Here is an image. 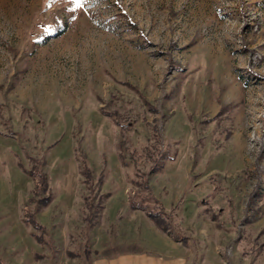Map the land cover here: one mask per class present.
<instances>
[{
	"label": "rangeland",
	"instance_id": "1",
	"mask_svg": "<svg viewBox=\"0 0 264 264\" xmlns=\"http://www.w3.org/2000/svg\"><path fill=\"white\" fill-rule=\"evenodd\" d=\"M152 124L165 231L129 206L133 162L118 154ZM80 149L94 174L105 158L109 192L89 227ZM34 157L51 190L34 210L47 242L23 220ZM159 236L190 264H264V0H0L2 259L83 264Z\"/></svg>",
	"mask_w": 264,
	"mask_h": 264
},
{
	"label": "trees",
	"instance_id": "2",
	"mask_svg": "<svg viewBox=\"0 0 264 264\" xmlns=\"http://www.w3.org/2000/svg\"><path fill=\"white\" fill-rule=\"evenodd\" d=\"M114 119L115 123L121 122L114 116L113 112L103 110ZM127 126V125H126ZM118 154L123 164L132 165L134 176L131 177V182L134 185L128 192V204L132 208H141L154 224L161 230H167L170 226L172 213L167 210L153 191L148 183L147 173L160 169L163 164V158L166 156L165 150L160 147V133L155 124L150 127V135L139 146H127L124 140L119 139ZM128 148V159H125V150ZM80 162V171L83 174L87 193L84 195L83 205L85 207L84 220L86 227L92 225L96 212L101 208L102 201L109 192L98 191L104 178L105 158H102V166L94 174L92 167L87 161L86 154L83 150L77 153ZM146 160L149 161V166L145 168ZM133 162V163H132ZM43 158L34 157L30 166H24L23 169L31 176L33 186L31 194L27 197L22 205L23 220L39 229L35 234V238L40 242H47L43 233L46 226L39 221L34 213L38 205H46L51 200V190L48 184L47 174L42 168ZM132 163V164H131ZM70 255H76L78 251L69 252ZM0 264H8L0 256Z\"/></svg>",
	"mask_w": 264,
	"mask_h": 264
},
{
	"label": "crops",
	"instance_id": "3",
	"mask_svg": "<svg viewBox=\"0 0 264 264\" xmlns=\"http://www.w3.org/2000/svg\"><path fill=\"white\" fill-rule=\"evenodd\" d=\"M159 239L156 248H120L114 252L90 255L83 264H190L191 254L184 245L162 236Z\"/></svg>",
	"mask_w": 264,
	"mask_h": 264
},
{
	"label": "snow or ice",
	"instance_id": "4",
	"mask_svg": "<svg viewBox=\"0 0 264 264\" xmlns=\"http://www.w3.org/2000/svg\"><path fill=\"white\" fill-rule=\"evenodd\" d=\"M75 2H76V4H77V6H79V4H80V0H75Z\"/></svg>",
	"mask_w": 264,
	"mask_h": 264
}]
</instances>
